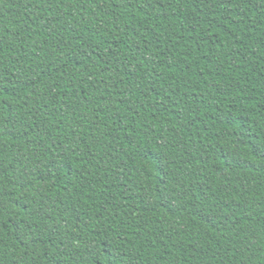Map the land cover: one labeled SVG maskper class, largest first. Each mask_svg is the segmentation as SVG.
<instances>
[{
    "label": "trees",
    "instance_id": "1",
    "mask_svg": "<svg viewBox=\"0 0 264 264\" xmlns=\"http://www.w3.org/2000/svg\"><path fill=\"white\" fill-rule=\"evenodd\" d=\"M0 264H264V0H0Z\"/></svg>",
    "mask_w": 264,
    "mask_h": 264
}]
</instances>
